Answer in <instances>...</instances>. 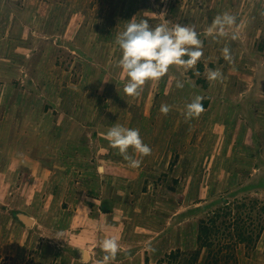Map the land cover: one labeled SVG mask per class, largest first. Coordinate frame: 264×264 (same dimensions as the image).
Masks as SVG:
<instances>
[{
    "label": "rangeland",
    "instance_id": "rangeland-1",
    "mask_svg": "<svg viewBox=\"0 0 264 264\" xmlns=\"http://www.w3.org/2000/svg\"><path fill=\"white\" fill-rule=\"evenodd\" d=\"M225 12L236 25L226 36L209 35ZM133 18L150 27L193 26L204 55L191 69L170 66L138 97L126 95L116 38ZM0 39V170L11 161H21L14 172L25 170L47 156L62 164L67 189L82 185L78 176L106 175L101 191L111 195L103 205L108 216L90 224L83 220L93 217V202L65 210L57 203L50 213L46 195L58 186L28 174L6 180L0 264H97L106 237L120 245L110 264H264V0H0ZM209 69L223 78L209 81ZM197 95L204 111L186 120ZM162 104L171 106L167 115ZM115 124L139 129L151 148L142 158L129 148L140 167H129L111 147L106 133ZM98 151L107 172L122 166L120 180L98 172ZM72 168L79 169L74 180ZM36 190L41 195L33 198ZM33 207L38 221L24 228L13 213Z\"/></svg>",
    "mask_w": 264,
    "mask_h": 264
},
{
    "label": "clouds",
    "instance_id": "clouds-1",
    "mask_svg": "<svg viewBox=\"0 0 264 264\" xmlns=\"http://www.w3.org/2000/svg\"><path fill=\"white\" fill-rule=\"evenodd\" d=\"M237 23L234 15L227 12L217 15L212 21L207 33L212 35L214 32L218 36L228 35L227 30L233 28ZM233 39L236 35L233 34ZM116 43L122 50V58L118 66L124 71L127 82L124 84L123 91L131 97H138L145 83L149 80H159L164 77L170 66H182L185 69L194 68L203 53V41L199 38L197 31L191 25L182 26L176 24L172 27L167 22L155 27H150L148 20L143 19L136 22L134 18L127 24L125 30L117 35ZM225 60L231 61L229 48L223 50ZM185 57H187L185 59ZM223 78V73L219 69H209L207 79L217 81ZM175 86L179 89L184 88V83L176 80ZM204 97L197 95L186 105L185 119L190 120L198 117L204 111L202 104ZM171 106L162 104L160 112L167 115ZM106 138L112 148L118 149L119 154L129 167L138 168L142 159H136L129 154V148L134 149L139 156L151 155V148L145 144L140 136L139 129L127 128L119 124L111 127ZM100 248L105 253L102 260L97 264H110L120 251V245L115 237H106L100 241ZM149 251H155L148 245ZM84 254V253H83Z\"/></svg>",
    "mask_w": 264,
    "mask_h": 264
},
{
    "label": "crops",
    "instance_id": "crops-1",
    "mask_svg": "<svg viewBox=\"0 0 264 264\" xmlns=\"http://www.w3.org/2000/svg\"><path fill=\"white\" fill-rule=\"evenodd\" d=\"M0 42H1V39H0ZM86 124H88L87 121L77 123V125H80V126L81 125L85 126ZM72 125H73V127H75V125H76V123L73 120H72ZM72 139H73V141H75V135H73ZM72 139H70V140H72ZM105 156H106L105 153H100L99 151L96 154L97 161L99 162L98 167H97V170L99 173H106L107 172L105 165L101 163L102 162L101 159H104ZM54 161L55 160H51L47 156H41V157L37 158V160L34 161L30 166L26 167L25 170H24V168L22 169V167H21L22 165H19L18 168H20V169L15 171V172H14V170L16 169L17 166H14V165L20 163L21 161L18 163H14V164L11 161L9 164L10 168H8L4 172H2L0 170V186L6 185L5 181L10 180L15 176H19L22 174L23 175L24 174L25 175H27V174L28 175H35L36 179H33L35 182H37V181L41 182L42 181L44 183V185H46V184L50 185L51 184L54 187L58 186L56 189V192L52 191L51 193L46 195L48 200L51 201L49 203L50 207H48V211H50V213L53 212L54 210L56 212V209H54V208H55V205L57 203H60V205H61L60 209L65 207V208H63L65 210L68 208V205L73 206V202L79 200V203L83 205V209H86L84 207L91 206L88 203L89 201L93 202L94 203L93 206H94V208H96L93 210L94 212L90 213L93 217L86 215V219L83 220L84 223L89 222L90 224H93V220H95V218H98V221L100 222V220H102L104 218V216H106V215L108 216L107 212L109 213V211H111V209L106 208L103 205H105L106 202L108 201L107 198H109V197L111 198V195L109 193V196H106L107 194L105 193V190L101 191L104 189V187H102L103 184H101V183H102V181H104V179L106 180V175H104V177H102L104 179L99 178L98 180H93V179H88V178L81 180V177L78 176L77 178L79 180V183H81L82 185H78V187L77 186L73 187V185H72V187H70V189H67V187H64V181H66L65 177L60 176V173H62V170H63L62 169L63 166L61 163L54 162ZM12 166H14V167H12ZM82 166H84V165H82ZM82 166H80V167H82ZM121 167L122 166H115V165L114 166H112V165L108 166V172L107 173H109L111 175L114 174L113 178L120 180L119 176L121 174H118L117 170H118V168H121ZM113 170H115L114 172H116L118 175H115ZM70 171L73 172L72 180H74V177H75L74 173L77 172V174H78L79 169L76 170L75 168H72ZM56 175L59 177H56ZM69 178H71V177H69ZM99 181H100V183H98ZM26 182H27L26 177H23L22 181H20V179L18 177V184L19 185L26 184ZM65 191H66V193H65ZM67 191H70V193H68ZM73 191L79 192L80 197L79 198L73 197V195H74ZM8 192L11 193L12 191L10 189H8ZM103 193L105 196L104 198H102L103 195H101ZM75 194H77V193H75ZM40 195L41 194L39 193L38 190L31 191V194H30V196H33V198H35V197L37 198ZM115 198L116 199L114 201L113 200H111V201H112V203L115 204V207L118 208L119 205H121V203L117 200V197H115ZM35 210L37 212V209L36 208L34 209V207L31 210H28L27 208H21V209H17L16 212H14L13 214L15 216V219L18 222H21L22 227H24L25 225L27 226V224L22 221V219L19 217V215H17V212H21V213L28 215L29 217H31L33 219L34 224H36L38 220L36 219V217H34ZM106 210H108V211L106 212ZM104 211L106 212L105 215H104ZM90 212H91V209H90ZM103 222L105 223L104 220H103ZM77 223H79V222H77ZM105 226L106 225L104 224V227ZM31 227H28V228H31ZM55 227H59V226H53V229H58ZM24 228H26V227H24ZM81 250H83L82 254L84 253L83 254L84 259H90L92 257L93 251L90 249V247H86V248L81 249ZM86 254H87V256H86Z\"/></svg>",
    "mask_w": 264,
    "mask_h": 264
},
{
    "label": "water",
    "instance_id": "water-1",
    "mask_svg": "<svg viewBox=\"0 0 264 264\" xmlns=\"http://www.w3.org/2000/svg\"><path fill=\"white\" fill-rule=\"evenodd\" d=\"M17 215H19V217L22 219V221H24L27 225L32 224L33 219L31 217H29L28 215L21 213V212H17Z\"/></svg>",
    "mask_w": 264,
    "mask_h": 264
},
{
    "label": "trees",
    "instance_id": "trees-1",
    "mask_svg": "<svg viewBox=\"0 0 264 264\" xmlns=\"http://www.w3.org/2000/svg\"><path fill=\"white\" fill-rule=\"evenodd\" d=\"M204 228H205V230L207 231L209 227H207L205 224L202 225L201 235H202V233H203V231H204ZM205 243L208 244V241H206Z\"/></svg>",
    "mask_w": 264,
    "mask_h": 264
}]
</instances>
